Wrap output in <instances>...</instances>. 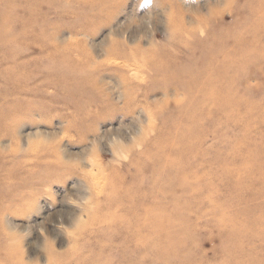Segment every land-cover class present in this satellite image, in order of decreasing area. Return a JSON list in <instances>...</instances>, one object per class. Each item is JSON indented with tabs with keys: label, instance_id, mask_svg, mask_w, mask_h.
Wrapping results in <instances>:
<instances>
[{
	"label": "rangeland",
	"instance_id": "1",
	"mask_svg": "<svg viewBox=\"0 0 264 264\" xmlns=\"http://www.w3.org/2000/svg\"><path fill=\"white\" fill-rule=\"evenodd\" d=\"M0 264H264V0H0Z\"/></svg>",
	"mask_w": 264,
	"mask_h": 264
}]
</instances>
